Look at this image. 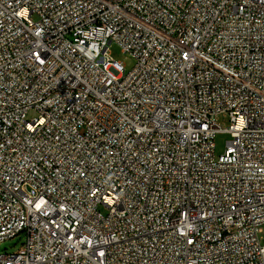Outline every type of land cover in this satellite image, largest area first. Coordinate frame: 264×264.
Listing matches in <instances>:
<instances>
[{"label": "built area", "instance_id": "built-area-1", "mask_svg": "<svg viewBox=\"0 0 264 264\" xmlns=\"http://www.w3.org/2000/svg\"><path fill=\"white\" fill-rule=\"evenodd\" d=\"M263 226L264 0H0V264H264Z\"/></svg>", "mask_w": 264, "mask_h": 264}, {"label": "rangeland", "instance_id": "rangeland-1", "mask_svg": "<svg viewBox=\"0 0 264 264\" xmlns=\"http://www.w3.org/2000/svg\"><path fill=\"white\" fill-rule=\"evenodd\" d=\"M110 51H111L112 56L116 60L124 64L126 71H129L134 67L135 62H136L134 57L130 55L129 53L123 52L122 47L118 43L116 42L111 43ZM33 116H34L33 113L29 114L30 118ZM218 121L224 126H227L229 124L228 118L224 116H220ZM229 139H230V135L228 133H220L216 136L215 143H216V153L217 154H220L224 151V149L226 148V143ZM101 209L105 211L103 207ZM262 236L264 238V226H263ZM23 242H24V235L4 240L0 242V252L1 253L16 252L21 247Z\"/></svg>", "mask_w": 264, "mask_h": 264}]
</instances>
